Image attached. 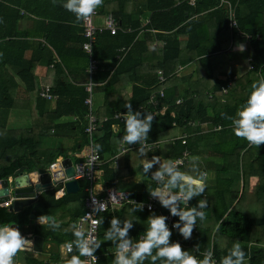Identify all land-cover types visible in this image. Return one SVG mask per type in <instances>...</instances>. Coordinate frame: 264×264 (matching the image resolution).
I'll return each instance as SVG.
<instances>
[{
  "label": "trees",
  "instance_id": "obj_1",
  "mask_svg": "<svg viewBox=\"0 0 264 264\" xmlns=\"http://www.w3.org/2000/svg\"><path fill=\"white\" fill-rule=\"evenodd\" d=\"M1 1L5 0H0V33L4 30L3 22L12 18L15 23L21 18L13 1L7 0V4ZM145 1L151 16L144 28L150 31L172 32L173 40L165 41L162 45L161 40H155L153 35L145 32L143 41L134 44L132 49L127 45L121 46L118 41L124 36L122 32L129 29V24L123 26L125 19L129 16V0H102L100 13L110 14L116 20L118 30L113 36L109 32L102 33L98 39L101 38V41L103 39L104 41L96 42L90 54L86 52L88 58L92 57L99 62L98 70L93 73L92 80L105 81L101 88L104 94L103 105L95 112L99 124L94 134V144L100 145L98 151L100 159L104 152H115L120 149L118 141L124 134V123L113 120V115L117 112H126L127 109L124 107L129 102L132 106L131 110L139 111L143 116L150 110L147 104L150 95L160 87L164 88V98L159 106H166V111L164 116L153 119L152 128L161 127L162 130L174 127L185 128L188 134L187 138L174 142L170 153L172 159L180 156L185 149L197 154H201L203 150H209L216 159L207 158L209 164L206 166L190 162L179 168L186 174H194L192 166L196 165L202 172L214 171L215 178L212 189L192 197L186 205L178 202V208L196 207L200 199H205L207 207L202 210L204 219H197L190 238H183L178 229H175L171 230L169 243L179 239L181 249L196 257L198 261L211 251L215 261L220 263L232 245L239 242L245 251L247 264H264V143L256 147L250 145L244 138L235 136L229 119L246 101L251 85L264 80V0H230L236 5L238 30L252 37L249 42L239 37L238 30L229 28L225 10L223 6H220L219 0H196L194 6H190L188 0ZM194 14L197 15L195 20L192 19ZM139 31H133L127 36L128 43H131ZM105 33L107 34L104 35ZM42 34L48 35V31L43 29ZM180 34L188 35L183 43L177 40ZM14 35L25 36L28 33L15 32ZM108 37L113 41H105L109 39ZM84 41L83 38L79 42L81 49ZM5 42H7L6 53L13 52L14 49H11L8 39ZM238 43L245 45L243 52L234 48ZM122 48L126 52H122ZM22 51V48L14 50V52H20V57ZM119 55L123 58L118 61L116 56ZM3 56L6 57L5 54ZM249 59L252 61L249 62ZM9 63L14 65V62L9 61ZM189 63L195 65L192 74L194 79L192 81L187 79L182 87L177 86L184 81L177 74L179 65L184 66ZM117 64L118 66H115ZM23 65L22 72L19 74L29 93L36 92L34 97L36 101L38 91L33 77L36 62H26ZM249 65L252 69H249ZM158 71H161L168 80L163 86L156 85ZM149 77L151 82L147 83ZM130 78L134 84L132 96L128 98L124 87ZM9 80L13 81L12 78ZM10 89L9 83L6 87L0 86V94L4 91L2 94L7 95L8 99L7 102L0 104V107L6 109L13 107L14 99L9 92ZM223 89L226 90L225 93ZM85 97L82 87L75 88L73 100L64 103L60 96L54 112L48 115L42 114L38 118L33 117L29 130L9 131V144L6 145L0 141L3 144L0 155V180L11 176L23 166L30 171L34 170L33 159L38 153L42 135L50 131L55 125L54 122L61 117L76 114L84 116L87 112L84 105ZM178 98H182L183 102L175 105ZM139 107L144 110L140 111ZM105 117L108 120L102 122ZM173 123L176 126H172ZM203 124H208L209 127L220 126L221 130L198 134ZM154 138L157 137L154 136L152 139ZM20 148L22 152H19ZM23 149H26V154ZM10 152L15 154L14 157H11ZM125 168L117 171L105 166L103 188H114L113 183L117 175L124 171L129 173L130 170ZM152 168L158 169L156 166ZM234 175L240 178L241 187L238 192L233 190ZM78 182L80 186L78 193H65L58 199L54 197L37 199L35 204L17 213L0 207V225L25 226L31 223L29 216L33 213L35 218H39L52 216L59 209L70 211L68 218L61 224H56L54 229L48 225L32 227L33 235L43 239L50 237L57 244L61 243L55 233L64 232V230H70L73 233L74 221L84 212L82 200L88 195L86 189L89 184L82 180ZM140 197L137 196V200L142 202L143 199ZM134 207L135 205L129 204L111 205L100 214L98 240L101 243L100 247L94 251L98 256L97 264H113L114 255L111 252L107 253L106 243L102 242L113 217L118 218L121 224L129 220L128 216L138 217L140 222L146 220L150 212L142 207L132 211ZM168 211L164 209L163 214ZM174 220L183 224L178 216H174ZM131 223L133 226L128 230L127 238L135 242L143 235L144 228L136 222ZM70 238L74 243V236ZM115 248L116 245L113 246L114 253ZM36 264L43 263L36 262ZM144 264H152L150 257L144 261Z\"/></svg>",
  "mask_w": 264,
  "mask_h": 264
},
{
  "label": "crops",
  "instance_id": "obj_2",
  "mask_svg": "<svg viewBox=\"0 0 264 264\" xmlns=\"http://www.w3.org/2000/svg\"><path fill=\"white\" fill-rule=\"evenodd\" d=\"M10 1L16 4L21 18L15 23H13L14 20H12V18L3 22L5 23L3 27L4 30L0 33V86L3 88L9 83V88L11 87L9 92L14 99V105L10 109L0 107V141H3L6 145L9 144V131L29 130L32 126L33 117L38 118L42 114L48 115L54 112L56 102L60 96L63 98L62 102L68 103L74 98V89L82 87L86 94L85 100L88 97L85 92V83L87 82L85 68L89 58L87 53L81 49L79 43L83 39L81 34L82 29L80 27L81 21H76L73 14L62 7L64 0ZM1 2L7 4V0ZM228 2L230 5H234L232 1L228 0ZM103 16L104 15L100 13L99 17L96 19L97 24H102ZM150 16L151 12L147 9L145 0H129V16L123 23V26L129 24V29L122 32L124 36L118 41L121 46L127 45L132 49L134 44L143 41L145 32L153 35V39L161 40L162 45H164L163 43L165 41L174 39L172 32L146 30L144 26L148 23ZM195 18H197L196 14L193 15L192 19L195 20ZM43 29L48 31V35L42 34ZM136 30H140L139 33L133 38L131 43H128L129 37L127 36H129V34L131 35V33ZM15 32L28 33V35L15 36ZM106 34L107 33L104 35ZM187 38V34H180L177 40L183 43ZM7 39L11 43L12 50L19 48L23 49L21 57L20 52H14V50L9 54L6 53L7 42H5V40ZM111 40L112 38H109L105 41L110 42ZM100 41L101 38H99L97 42ZM103 41L104 39L101 42ZM3 54H5L6 57H4ZM135 55H137V53ZM9 61L14 62V65L9 63ZM26 62H36L33 77L35 78V88L37 91H39L40 86L49 87L51 93L56 96V101L45 102L39 97L38 92V98L35 101L34 97L36 96V92L34 94L29 93L20 75L22 67L24 66L23 63ZM115 66H118V64ZM194 70L195 65L193 63L184 66L179 65L177 74L179 78H183L184 81L177 86L180 85V87H182L187 79V81H189V79L192 81L194 79L192 75ZM112 73L113 70L111 71V74ZM9 78H12L13 81L10 82ZM156 81L157 86H163L168 80L165 77V82L160 85L158 84V80ZM93 82L95 83L93 89V106L96 112L103 105L104 94L101 88L103 84H105V81ZM149 82H151L150 77L147 80V83ZM133 84L134 82L130 78L124 87L128 98L132 96ZM2 93L0 94V104L8 101L7 95H3ZM54 124V127L50 131L44 133L40 139L38 153L33 159L35 169L42 170L44 167L54 162H60L66 159L75 162L80 161V158H73V154L79 152L85 144L83 132L84 116L79 114L64 116L57 119ZM154 136L157 138L152 139ZM183 136H186L185 138L188 137L185 128L174 127L168 130H162L161 127L157 129L151 128L145 144L158 143V145L151 149L145 147L143 154L139 152V149L144 145H141L139 142L125 145L119 139V150L115 152L106 151L102 155L99 171L100 180L97 184L93 185V191L100 195L103 190H105V188H103L105 184L103 169L105 166H109V168H113L117 171H122L126 167L125 170H130L129 173L124 171L118 174L114 180L113 186L120 191H126L139 197L141 196L140 199L147 200V198H152L154 200L156 211L148 213L145 221L140 222L138 221V217L128 216L131 222L142 225L145 230L147 227V219L150 216L162 215L163 210L167 209L161 206L159 201L150 195V191L157 187V184L151 180V174L159 169L160 163L172 159V155L170 154L171 148L174 142L185 139ZM2 148L3 144L0 143V155L2 153ZM21 149L22 148H20V150ZM23 150L26 154V149ZM153 156L159 157V162L153 164V166H156L158 169L151 168L149 169V173L144 175L141 167L142 163L145 160H151ZM205 171L212 176L210 183L212 182L214 185L215 172L212 170ZM62 187V184L58 186L54 185L52 190L38 193L37 199L44 200L50 197L58 199L65 194V191L64 193L59 192ZM175 191L177 190L173 189V192ZM70 213V211L66 212L63 209H59L50 217L55 220L56 224H61L68 218ZM32 221H34V225L37 226L48 225L46 221L41 222L39 218H35ZM55 235L61 240V243L57 244L50 237L47 238L50 242L53 240L54 243L52 244L55 245V250L50 252L47 251V249L43 251L44 241L42 237L33 235L32 232H30L29 235H23L26 240L31 239L32 241L35 240L32 239L34 236L37 238L39 237L42 240H40L41 247L40 245L38 248L34 247L35 249L31 247L32 250L30 252L18 251L16 257H13V264H36V262L43 264H58L61 262L65 264L60 258L62 248L67 242H72V238L70 237L73 236V233L70 232V230H64V232H56ZM74 238L76 239V237ZM102 242L106 243L107 253L111 252L115 255L112 250L113 246L116 245V241L113 242L112 240L104 239ZM52 244L49 243L46 246L51 247ZM39 248L40 251H38ZM78 253L76 245L74 244V252L68 257V260L71 256L77 255Z\"/></svg>",
  "mask_w": 264,
  "mask_h": 264
},
{
  "label": "clouds",
  "instance_id": "obj_3",
  "mask_svg": "<svg viewBox=\"0 0 264 264\" xmlns=\"http://www.w3.org/2000/svg\"><path fill=\"white\" fill-rule=\"evenodd\" d=\"M102 3V0H64L62 7L72 13L76 21L87 20L91 17L94 10ZM245 45L238 43L236 50L243 52ZM131 103L125 105L127 109L124 113H119L124 122V134L120 136L123 144H133L139 142L142 146L139 149L144 153L148 133L152 128L154 116L150 113H144L141 116L139 111L131 110ZM230 127L235 136L244 138L250 145L259 146L264 143V80L254 82L251 85V91L246 101L236 111L234 116L229 117ZM100 145L95 144L93 151H99ZM159 162V157L153 156L151 160H145L142 163V172L144 175L149 173L153 164ZM194 174H186L177 167V163L171 160H165L160 163L159 169L151 174V180L157 182V187L150 191V195L156 198L160 205L167 208L173 216H178L181 225L176 222L172 225L178 229L183 238L188 239L191 236L192 229L197 219H204V212L207 207V200L200 199L196 207L178 208V202H187L194 196L205 192L206 173L200 171L196 165L192 166ZM173 189L177 191L173 192ZM115 201V197H112ZM137 204L132 209L141 208ZM156 207V206H155ZM105 205L99 204L97 211H103ZM40 221H46L48 227L55 228L56 222L52 217L40 216ZM130 220L121 221L113 217L110 221V228L105 232L104 239L118 240L115 248L113 264H144V261L150 257L152 264H213L210 258L212 252L208 251L202 260L183 251L178 242L169 243L171 231L166 225L164 215H152L147 219V227L142 237L132 242L127 238V233L132 228ZM73 236L76 237L74 243L79 252V256L73 255L67 261V264H82L81 256L91 258L95 262L94 251L100 247V240L80 230H75ZM31 241L26 240L18 228L12 225H0V264H13V257H16L18 251H30ZM68 251H72V244H65ZM155 253L153 254V250ZM245 251L239 242H235L224 255L220 264H244Z\"/></svg>",
  "mask_w": 264,
  "mask_h": 264
},
{
  "label": "built area",
  "instance_id": "obj_4",
  "mask_svg": "<svg viewBox=\"0 0 264 264\" xmlns=\"http://www.w3.org/2000/svg\"><path fill=\"white\" fill-rule=\"evenodd\" d=\"M196 0H188V4L190 6H194ZM220 6H223V9L227 8L225 10V13H227L226 19L228 20V25L230 29H236L238 30V20L236 15V5H230L228 0H219ZM101 11V4L94 10L91 17L87 20H83L80 23V27L82 29V35L85 41L82 43V50L91 53L92 47L96 44L98 37L104 33L109 32L110 35H115L118 30V24L116 20L110 15H104L102 18V24H97L96 19L99 17ZM238 35L241 37L245 42H249L251 40V36L247 33H244L240 30H238ZM258 38V36L256 37ZM164 44V43H163ZM236 49V45L234 46ZM128 50V49H127ZM122 52H126L124 48H122ZM123 56L119 55L116 56V59L122 60ZM249 62L252 60L249 59ZM99 62L97 60H94L92 57L89 58V64L88 67L85 70V74L87 76V82L85 83V92L87 93L88 97L84 102V105L87 108V112L84 115V136H85V144L84 147L77 153L73 154V158H80V161H72L71 165L74 168V176L70 179H76L78 181H86L89 184V187L86 189L88 195L82 200L83 204V214L79 216L75 221L73 225V232L75 230H80L85 233V237L87 238V233H91L93 237L98 239V231H99V216L100 214L104 213L109 206L111 205H123V204H129V205H142L143 209H146L149 212H155V202L152 198H147V200H143L142 202H139L137 200V196L135 194H131L126 191H120L118 189H115L113 187L107 188L104 190L103 194H95L93 191V185L97 184L100 180V166H101V159L100 154L97 151H93V146L95 145V139L94 134L98 128V119L95 115V108L93 104V89L95 87V83L92 80L93 73L98 70ZM249 69H252V66L249 65ZM158 84H163L165 82V77L163 76L162 72H158ZM162 86V85H161ZM223 93L226 92L225 89L222 90ZM39 97L44 100L45 102H53L56 101V96H54L51 93V90L47 86H40L38 91ZM164 98V88L160 87L158 90H156L154 93H152L148 99V105L150 106V110L146 111V113H150L154 116L153 119L157 116H164L166 111V106H159L161 100ZM183 100L182 98H178L175 102V105L182 104ZM140 111H143L144 108L139 107ZM119 113L124 112H117L113 115V120L124 123L122 117H119ZM108 120L107 117L103 118L102 122H106ZM172 126H176L175 123L172 124ZM221 130L220 126H214L209 127L208 124L201 125V131L202 133H207L211 131H219ZM186 136H183L185 138ZM158 145V143H151L146 144V148L151 149L155 148ZM171 161L177 163V167H184L188 165L190 162H192V153L185 149L181 152L180 156L171 159ZM154 183L157 184L156 181ZM58 186V185H57ZM59 192L64 193V188L62 187ZM112 197H115V201L112 199ZM103 203L105 205L104 210L97 211L99 204ZM9 203L3 204L1 207L7 208ZM166 217V225L169 227V230H175L176 228H173L172 225L176 223L174 220V216L168 211L165 214H162ZM142 236L139 237V239ZM180 243L179 239H175L174 243ZM72 244V251H68L65 248V245L62 248L61 252V260L67 264L68 257L73 254L74 252V244L70 241L66 244ZM95 256V262L94 264L98 263V256L93 253ZM210 260H212L213 264H220L219 262H216L213 255L211 256ZM82 264H93L91 261V258L81 256ZM58 264H62L59 262Z\"/></svg>",
  "mask_w": 264,
  "mask_h": 264
},
{
  "label": "water",
  "instance_id": "obj_5",
  "mask_svg": "<svg viewBox=\"0 0 264 264\" xmlns=\"http://www.w3.org/2000/svg\"><path fill=\"white\" fill-rule=\"evenodd\" d=\"M225 16H227V13H225ZM73 176L74 168L69 159L54 162L42 170L30 171L26 166L20 167L11 176L0 180V207L5 203H9L7 209L10 212H20L25 207L37 202L38 193L52 190L54 185L62 184L66 194H76L80 190V186L78 180L70 179ZM29 218L34 220V213ZM35 238L37 237L34 236L32 239ZM38 251H40V248Z\"/></svg>",
  "mask_w": 264,
  "mask_h": 264
},
{
  "label": "rangeland",
  "instance_id": "obj_6",
  "mask_svg": "<svg viewBox=\"0 0 264 264\" xmlns=\"http://www.w3.org/2000/svg\"><path fill=\"white\" fill-rule=\"evenodd\" d=\"M200 133H202L201 130L199 131L198 134H200ZM19 152H22V151L20 150ZM10 153L12 155L11 157H14L13 155H15V154L12 153V152H10ZM207 158L211 160V159H215V156L209 150L208 151L207 150H203V151H201V154H197V153L193 152L192 153V162L191 163H196V164L199 163L201 166H206V165L209 164V161L206 160ZM205 173H206V177H205V183H206V189H205V191H206L208 189L209 190L212 189L213 183L212 182L210 183V180H212V176H210V174H208V172H206V171H205ZM234 176H235V180H234L233 190L236 191V192H238L240 190V187H241L240 178L237 175H234ZM94 193H95V191H94ZM95 194H97V193H95ZM33 226H34V221H31V223L28 224V226H19L18 229L20 230L21 235L22 236L23 235L25 236V235H29L30 232H32V227ZM43 241H44L43 251H45V249H47V251H49V252L55 250V245L52 244V243H54L53 240H51V242H50L49 239L48 240L47 239H43ZM49 243L52 244L51 247H49V246L47 247L46 246ZM28 264H30V263H28ZM244 264H247V262L245 261Z\"/></svg>",
  "mask_w": 264,
  "mask_h": 264
},
{
  "label": "bare ground",
  "instance_id": "obj_7",
  "mask_svg": "<svg viewBox=\"0 0 264 264\" xmlns=\"http://www.w3.org/2000/svg\"><path fill=\"white\" fill-rule=\"evenodd\" d=\"M12 226L18 228V227L15 226V225H12ZM27 240H30V241L32 242V243H31V247H36V248H38L39 245H40V239H39V238H35L34 241H32L31 239H27ZM30 251H31V250H30ZM30 251H25V252H30Z\"/></svg>",
  "mask_w": 264,
  "mask_h": 264
}]
</instances>
